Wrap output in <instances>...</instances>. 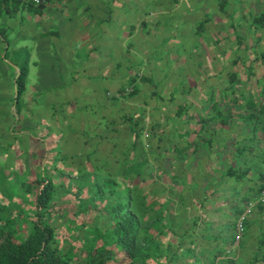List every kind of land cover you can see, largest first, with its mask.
<instances>
[{"label":"crops","instance_id":"obj_1","mask_svg":"<svg viewBox=\"0 0 264 264\" xmlns=\"http://www.w3.org/2000/svg\"><path fill=\"white\" fill-rule=\"evenodd\" d=\"M219 1L0 0V51L10 55L0 103L23 54L24 75L29 63L42 74L22 79L21 121L45 115L70 126L65 168L112 171L137 156L153 175L164 172L166 190L197 187L191 201L201 205L206 245L185 264H249L264 254V198L233 238L237 215L264 185V38L219 33ZM50 89L28 110L26 93ZM2 118L12 123L0 105Z\"/></svg>","mask_w":264,"mask_h":264},{"label":"trees","instance_id":"obj_2","mask_svg":"<svg viewBox=\"0 0 264 264\" xmlns=\"http://www.w3.org/2000/svg\"><path fill=\"white\" fill-rule=\"evenodd\" d=\"M249 24L250 27L264 26V11L251 16ZM18 70L13 75V90L8 99H5L7 107L3 109V115L10 117L11 122H20L24 108V68ZM10 104L12 108L9 107ZM4 118L1 119L2 139L10 137L12 129H8V125L13 126L12 123L5 124ZM35 160L37 162L38 158ZM137 160V156H130L122 164L119 163L116 171L124 177L121 179L122 186L114 177V169L104 170L100 180L93 174L99 172L93 169H79L75 172L76 180L71 179L69 170L59 173L64 174L62 177L66 184L69 180L73 181V188L68 185L63 187L65 183L54 180L52 175L43 177L33 174L26 190L20 191L24 202L28 194L34 196L30 228L26 230L22 227L23 230L19 232L22 219L11 224L14 216L0 215V264H185L184 262L199 261L204 255L202 248L206 245L205 237L199 233L205 221L200 220L196 213L201 205L197 206L191 201V198L199 197V189L186 187L176 192L171 188L166 190L163 183L164 172L161 176L159 173L153 175L150 171L147 176L153 180L154 185L146 188L138 186L139 180H145L146 177L140 176L139 171L144 159L141 164ZM261 179L262 186L264 176ZM58 186L64 192L72 191L76 211L92 209L94 214H106L105 224L91 220L93 217L90 221L78 223L93 229V233L79 245L65 247L63 236H59L56 226L48 218L54 201L53 191ZM104 188L107 193L103 192ZM1 190L5 194L9 192L3 185ZM175 194L176 202L172 205L171 197ZM7 197L12 202V198ZM182 203H188L189 209ZM18 206L21 209L19 204ZM0 208L8 211L4 202H0ZM249 264H264V254L253 257Z\"/></svg>","mask_w":264,"mask_h":264},{"label":"rangeland","instance_id":"obj_3","mask_svg":"<svg viewBox=\"0 0 264 264\" xmlns=\"http://www.w3.org/2000/svg\"><path fill=\"white\" fill-rule=\"evenodd\" d=\"M224 2L226 3L223 6L225 10L220 12L218 21L219 33H221L222 35L236 34L237 36L244 37L246 39L248 37L264 38V26H249V20L251 16L264 11V0H224ZM229 19L232 21L231 28L228 23ZM207 27L206 32L208 31ZM5 47L6 46L3 45L0 51V75L3 71L2 67L6 65V63L10 64L8 62V58L10 55H8V52L4 54ZM18 48L25 50L27 49V46L26 44H18ZM245 50L246 49H242V51ZM17 57L18 59L15 60V62L17 65V69H20L22 67L21 58L23 57V54H17ZM31 57L36 59V56L32 54ZM41 62L42 61L37 59V63H39V65L41 64ZM12 65L14 68V63ZM27 67L28 69L26 75H22L23 81L24 79L30 82H35L36 80L38 81L41 76L38 77L37 74L38 71L40 72L39 74H42V69H38L37 66H32L31 63H29ZM17 69L14 68L13 70L9 69L7 71L10 72L12 70L13 72L11 75L13 76L14 72H16ZM2 79L6 78L0 76V80ZM28 88H30L28 85L25 86V89ZM53 92L54 91L50 89L45 92L33 91L26 93L29 100L26 105L28 107V110H30L32 106H37L35 102L42 103L40 102V100L43 101L41 97H46ZM0 105L3 111V109L7 107V102L5 101L3 103H0ZM9 107H12V104H10ZM28 112L30 113L31 111ZM21 119L22 115L19 120L21 121ZM24 120H22L21 122H12L13 126L8 125V129H12L9 132V135H11L10 137L5 136L4 139H2V121H0V188L2 189L3 185L6 186L9 191L8 194H5L4 192L2 193L1 191L3 190L0 189V202H4L8 207V211H3V209L0 208V215L3 214L6 216L10 214L14 216V220L11 224L18 223L19 218L22 219V226L19 227L21 228L19 229V232L23 230L22 227H25L26 230L30 228L34 196L32 194H28V198H26L24 202L22 200V196L20 195V191L26 190V185L29 181H31L33 174L35 175V173H37L36 175L43 177L52 175L54 180H61L64 183L66 182L64 180V177H62L64 174L60 175L59 173H65L69 169L71 170V179L76 176V171L70 169L73 167L69 166L68 168H65L66 163L68 162L66 160L67 158H69L67 154L68 145L65 144V138L67 137L66 134L68 130H70V126H62L58 122V120H52V124H50L48 118L45 115H38L37 117L35 115L33 117L30 115L29 124L24 123ZM18 124L21 125V127H18ZM69 135H71V132L68 133V136ZM144 135H147V133L145 132ZM52 137L53 139H50ZM129 157H127V159ZM35 158H38L37 162ZM57 162H59L60 164H57ZM79 167L84 168L83 166ZM118 167L119 164L116 165V169ZM139 171L140 176H145L146 179L139 180L137 178H133L134 180L137 179L140 181L138 182V186H144L145 188L146 186H153V180H151L150 177L147 176V172L150 171L149 164H142ZM98 172L99 173L93 174L97 180H100L103 178V171L98 170ZM160 175L163 176L162 173H160ZM114 177L115 179H117V183L122 186L123 180L121 179H124V177H122L121 174L116 170L114 171ZM74 179L76 180V178ZM162 180L163 178L161 179V181ZM73 184V181L69 180V182L67 184L65 183L63 187H66L68 185L73 188ZM59 187L60 186L55 187L53 191L54 201L51 208L52 210L50 211L48 218L50 222L56 226V230L58 231L59 236H63V244L65 247L79 245L84 239H86L93 233V229L91 226H80L78 225V223H80L81 221H90V218L93 217V219L91 220H96L95 222H97L98 224H105L106 214L104 212L94 214L92 209L80 212L76 211V203L73 199L74 194L71 193L72 191L64 192ZM103 192L107 193L106 188H104ZM7 196H10L12 198V202L9 201V198ZM18 204L20 205L21 209H19ZM68 219L69 221L67 222ZM243 250L246 249L243 248ZM241 257L246 258L245 251L241 252Z\"/></svg>","mask_w":264,"mask_h":264},{"label":"built area","instance_id":"obj_4","mask_svg":"<svg viewBox=\"0 0 264 264\" xmlns=\"http://www.w3.org/2000/svg\"><path fill=\"white\" fill-rule=\"evenodd\" d=\"M43 0H30V2L32 3H40ZM130 87L126 86L124 87L125 90H128ZM264 198V185L260 188L259 194L256 196L255 199L248 201L247 205L244 207L243 211H241L234 222V234H233V238L234 241H238L241 237V234L244 230V224H243V220L245 218V216L247 215V213L250 212L251 207L253 206L254 202L256 201H261Z\"/></svg>","mask_w":264,"mask_h":264}]
</instances>
